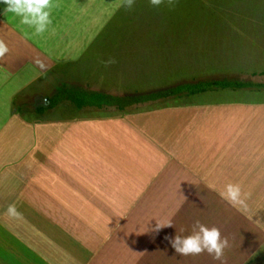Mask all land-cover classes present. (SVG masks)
Wrapping results in <instances>:
<instances>
[{
    "label": "crops",
    "instance_id": "0c3cea01",
    "mask_svg": "<svg viewBox=\"0 0 264 264\" xmlns=\"http://www.w3.org/2000/svg\"><path fill=\"white\" fill-rule=\"evenodd\" d=\"M54 2L52 24L41 36L34 29L27 34L20 17L0 4V39L9 48L0 59V264H172L175 250L165 237L190 235L193 223H202L204 200L219 199V185H246L261 163L248 164L245 153L264 145V129L255 123L251 134L244 123L234 126L232 132L242 131L230 141L242 149L232 160L210 162L208 156L194 166L199 155L190 160L182 153L189 136L202 134L206 115L213 118L210 112L100 121L93 146L89 118L44 120L49 110L28 117V99H43L49 85L43 81L23 100L17 95L69 62L81 45L88 48L85 41H96L112 21L104 17L106 8L117 7L113 0ZM101 137L108 141L101 144ZM263 179L258 174L249 184L255 192ZM11 204L22 219L7 215ZM169 220L173 227L153 231ZM177 264L192 263L183 256Z\"/></svg>",
    "mask_w": 264,
    "mask_h": 264
},
{
    "label": "rangeland",
    "instance_id": "374dc122",
    "mask_svg": "<svg viewBox=\"0 0 264 264\" xmlns=\"http://www.w3.org/2000/svg\"><path fill=\"white\" fill-rule=\"evenodd\" d=\"M113 3L116 9L105 10L104 17L112 18L107 30L96 41H85L90 48L81 45L69 62L60 64L42 81L32 83L17 95V100H23L42 87L43 81L49 85L40 96L43 99H28V117L34 116L40 103L59 92L58 97L65 88L119 97L197 80L230 78L264 84V0H177L173 6L165 0L159 7L152 6L150 0H135L131 9L119 7L122 0ZM28 31L27 34L32 33L33 29L28 27ZM109 58L116 63L105 67L101 61ZM174 111L189 117L200 111L213 113V118L206 115V121L201 123L202 134L196 140L188 137L190 143L182 155L191 160L197 153L199 159L210 156V162L226 164L240 148L230 141L242 131L232 132L234 126L244 123L245 131L250 130L251 134L258 125L264 129V91L217 90L133 105L125 113H118L113 107L77 109L71 102L63 101L49 110L44 120L53 117L64 123L89 118L93 146L100 121L131 119L152 112L170 117ZM253 112L246 120L248 113ZM98 141L104 144L108 139L101 137ZM245 155L248 164L255 167L261 163L249 175L246 185H240L243 192L250 194L247 211L231 206L220 194L218 200H204L207 203L202 210V224L219 228L222 237L229 239L224 264H264V184L254 185L262 189L257 192L249 185L256 175L264 176V145H254ZM235 156L241 159L243 154ZM198 158L194 157V166L205 164L202 159L195 161ZM224 186L219 185V193ZM188 259L192 264H221L206 252ZM180 260L183 256L176 254L172 264Z\"/></svg>",
    "mask_w": 264,
    "mask_h": 264
},
{
    "label": "clouds",
    "instance_id": "9594fccd",
    "mask_svg": "<svg viewBox=\"0 0 264 264\" xmlns=\"http://www.w3.org/2000/svg\"><path fill=\"white\" fill-rule=\"evenodd\" d=\"M177 0H167L169 6H173ZM135 0H122L121 6L126 9H131ZM165 0H150V4L159 7L164 4ZM0 4L5 5L4 11L6 13L14 14L20 17V23L29 28L34 29V35L41 36L48 31L52 24L51 10L56 6L54 0H0ZM9 52L6 43L0 39V59H3ZM35 63L39 68L45 70L44 64L36 60ZM101 63L108 67L116 63L114 58H109L107 61ZM221 197L231 206L238 208V210L247 211V200L249 193L242 191L240 184L228 183L224 186L223 191L220 192ZM7 215L11 218L22 219L23 215L18 211L15 204H11L7 208ZM258 223L261 221L258 220ZM165 227H173L169 220L167 223H156L153 231L158 232ZM176 254L181 256H198L204 252L212 256L214 260L220 261L224 264L225 250L230 247L229 239L222 237L219 228L213 226L208 227L196 220L192 225V232L190 235L183 236L175 234L173 237H165Z\"/></svg>",
    "mask_w": 264,
    "mask_h": 264
},
{
    "label": "trees",
    "instance_id": "16d2710c",
    "mask_svg": "<svg viewBox=\"0 0 264 264\" xmlns=\"http://www.w3.org/2000/svg\"><path fill=\"white\" fill-rule=\"evenodd\" d=\"M64 88V87H63ZM62 88V89H63ZM60 89V91L62 90ZM217 90H258L264 91V84H253L249 81L236 80L230 78L197 80L193 82H184L165 89L143 94H132L123 96H113L100 92H90L81 88H65L59 96L55 93L48 98L45 103L36 108V113L41 114L47 110L54 109L63 101L71 102L77 109L95 108L104 109L113 107L118 113H125L127 107L138 105L146 102H155L167 98H180L209 93Z\"/></svg>",
    "mask_w": 264,
    "mask_h": 264
}]
</instances>
